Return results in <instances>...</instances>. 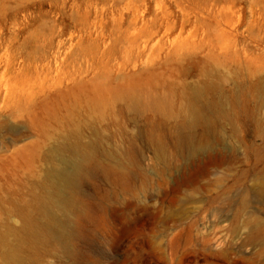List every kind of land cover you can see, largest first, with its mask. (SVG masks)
Here are the masks:
<instances>
[{
    "label": "rangeland",
    "instance_id": "1",
    "mask_svg": "<svg viewBox=\"0 0 264 264\" xmlns=\"http://www.w3.org/2000/svg\"><path fill=\"white\" fill-rule=\"evenodd\" d=\"M76 143L70 246L37 242L38 264H264V0H0L14 227Z\"/></svg>",
    "mask_w": 264,
    "mask_h": 264
},
{
    "label": "bare ground",
    "instance_id": "2",
    "mask_svg": "<svg viewBox=\"0 0 264 264\" xmlns=\"http://www.w3.org/2000/svg\"><path fill=\"white\" fill-rule=\"evenodd\" d=\"M204 88L193 89L196 99L202 100L208 91L213 89L214 84L210 80L207 73ZM262 92V91H259ZM204 106L190 104L186 107L184 113L187 116V125L189 127L205 122L212 125L210 119H205L204 112L211 108L221 106V102L205 101ZM181 112L177 115L180 116ZM221 114L226 115L225 109H221ZM172 116V115H171ZM208 148L209 145H204ZM74 158L61 157L59 165L49 164L46 170V182L43 193L36 196V205L32 210H28L27 206L20 207L17 210L18 216L22 222L19 227H14L9 219L11 218L10 209L0 207V264H38L35 254L37 253V242L45 244H53L65 252L70 246L71 231L67 227V222L72 218L70 209L74 205L75 191L77 187V177L80 172V158L85 157L84 151L78 150L77 143L72 145ZM192 147V150H195ZM59 150V149H58ZM57 150V151H58ZM71 165V166H70ZM9 204L6 197L0 198V204ZM58 209L59 215L55 209ZM107 211V208H104ZM259 229L264 231V224L257 223ZM14 236V241L9 237ZM28 239V240H25ZM25 248H29L31 255L28 257L24 253Z\"/></svg>",
    "mask_w": 264,
    "mask_h": 264
}]
</instances>
